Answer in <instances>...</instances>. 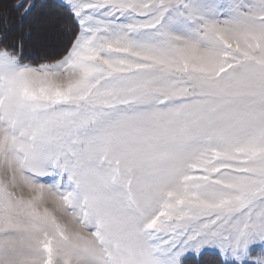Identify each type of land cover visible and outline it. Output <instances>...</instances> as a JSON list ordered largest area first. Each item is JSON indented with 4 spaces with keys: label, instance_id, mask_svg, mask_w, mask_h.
Segmentation results:
<instances>
[{
    "label": "snow or ice",
    "instance_id": "obj_1",
    "mask_svg": "<svg viewBox=\"0 0 264 264\" xmlns=\"http://www.w3.org/2000/svg\"><path fill=\"white\" fill-rule=\"evenodd\" d=\"M0 264H264V0H0Z\"/></svg>",
    "mask_w": 264,
    "mask_h": 264
},
{
    "label": "trees",
    "instance_id": "obj_2",
    "mask_svg": "<svg viewBox=\"0 0 264 264\" xmlns=\"http://www.w3.org/2000/svg\"><path fill=\"white\" fill-rule=\"evenodd\" d=\"M42 2H43V0H35V3H37V5H40ZM50 13H51V14H50ZM43 14H48V15L50 16V15H53V11L50 10V9H40V8L38 7L37 9L34 10L33 15H32L31 17H28V18L24 19L23 21H21V20L19 19V17H16V19H15V14L13 13V14H12V17H11V19H12V25H15V24L13 23V21H14V22L16 21L17 24H21V23H22V25L25 26V27L28 29V27L30 26V25H29V19H32V17L34 16V18H36L35 21L37 22V21H39V19H37V16H39V15H43ZM35 15H37V16H35ZM12 25H11V28H10V38H14V37H16V35H17V34H15L14 31L12 30V29H13ZM17 36H18V35H17Z\"/></svg>",
    "mask_w": 264,
    "mask_h": 264
},
{
    "label": "rangeland",
    "instance_id": "obj_3",
    "mask_svg": "<svg viewBox=\"0 0 264 264\" xmlns=\"http://www.w3.org/2000/svg\"><path fill=\"white\" fill-rule=\"evenodd\" d=\"M15 14V13H14ZM47 14H43V15H39V16H37V15H35V16H37V19H39V21H35V19L36 18H34V16L32 17V19H29V25L30 26H32V28H33V39H36V37H37V30H38V25L41 23V22H43L45 19H47L48 17H50L49 15H47ZM46 16V17H45ZM16 14H15V19H16ZM13 23L15 24V25H12V27H13V31H14V33L15 34H17V35H19V34H21L22 32H27L28 31V29L25 27V26H23L22 25V23L21 24H17V22L15 21H13ZM29 28V27H28ZM16 35V36H17Z\"/></svg>",
    "mask_w": 264,
    "mask_h": 264
},
{
    "label": "bare ground",
    "instance_id": "obj_4",
    "mask_svg": "<svg viewBox=\"0 0 264 264\" xmlns=\"http://www.w3.org/2000/svg\"><path fill=\"white\" fill-rule=\"evenodd\" d=\"M50 14H51V13H50ZM44 15H45V14H44ZM47 15H48V14H47ZM47 15H46V16H47ZM46 16H45V17H46ZM51 16H52V15H51Z\"/></svg>",
    "mask_w": 264,
    "mask_h": 264
}]
</instances>
